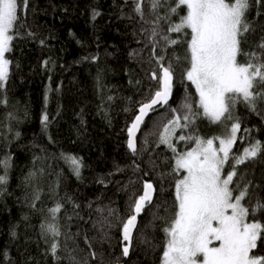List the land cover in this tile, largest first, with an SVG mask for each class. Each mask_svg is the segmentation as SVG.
<instances>
[{"label":"trees","instance_id":"1","mask_svg":"<svg viewBox=\"0 0 264 264\" xmlns=\"http://www.w3.org/2000/svg\"><path fill=\"white\" fill-rule=\"evenodd\" d=\"M168 3L174 6L175 0ZM251 3L247 18L254 31L245 34L248 43L242 44L249 51L264 38V0ZM133 7L134 0H26L19 8L17 34L6 53L10 75L0 88V162H9L7 168L0 163V176L7 174V183L0 184V264H163V228L175 211V158L165 145L157 147V137L173 113L168 106L149 113L134 156L127 147V129L140 104L151 98L149 90L156 88L150 74H159L155 57L164 42L153 51V25L144 21L155 16L145 5L141 19ZM166 11L167 6L160 15ZM177 11L171 22L186 14L184 7ZM160 26L180 41L164 52L165 63L171 61L175 69L168 103L180 108L191 96L198 108V94L182 75L186 37L167 32L163 20ZM257 107L264 111V106ZM235 116L241 130L232 152L240 153L255 141L264 145V117L243 104H237ZM193 127L203 138L223 131L207 118H198ZM174 142L178 151L194 147ZM62 154L83 161L79 177ZM241 175L253 187L259 185L255 194L264 199V160L239 165L237 177ZM144 181L152 182L156 192L124 256L121 222L131 214ZM37 191L40 199L34 201ZM56 203L63 205L56 220L62 233L59 259L51 255L52 238L41 229ZM255 219L264 223V213ZM253 254L264 256L259 241Z\"/></svg>","mask_w":264,"mask_h":264},{"label":"snow or ice","instance_id":"2","mask_svg":"<svg viewBox=\"0 0 264 264\" xmlns=\"http://www.w3.org/2000/svg\"><path fill=\"white\" fill-rule=\"evenodd\" d=\"M260 2L255 0V3ZM21 5L26 6V0H0V88L9 79L11 60L6 53L12 51ZM145 5L149 14L155 16L152 21H144L153 25L149 36L153 51L160 46L161 40L164 47L155 57L159 74L157 70L150 74V78L157 81L156 88L149 90L151 98L140 104L138 114L127 129V147L137 155L136 137L145 118L157 111V106H168L173 116L160 131L157 147L165 145L174 154L175 211L163 228L166 237L163 264H264V256L253 254L258 241L264 245V223L255 219L258 212L264 213V199L255 194L259 185L253 187L251 180L245 182L242 175L237 177L239 165L264 160V145L255 141L240 153L232 152L241 130L235 116L237 104L264 117V111H258L257 107L264 106V38L256 46L259 50L242 48V44L248 43L245 34L252 29L247 18L251 0H175L174 6L168 0H134L133 11L141 19L145 16ZM166 6V14L161 16ZM180 7L185 8L186 14L179 17L178 23L171 22V15H178ZM161 20L167 23V32L186 37L187 54L183 57L186 67L182 75L198 94V108L193 107L191 96L184 98L180 108L168 103L175 69L171 61L165 63L164 52L180 41L167 35L160 26ZM241 56L244 57L242 61L238 59ZM198 118L220 124L221 135L203 138L196 134L193 125ZM43 121L47 125L48 115L43 116ZM178 131L181 134L177 135ZM174 141L194 144V147L178 151ZM62 159L70 164L77 177L81 175L84 165L80 158L62 154ZM229 160L232 163L225 174ZM0 163L5 168L9 166L7 160ZM6 183L5 173L0 176V184ZM155 192L153 183L144 181L142 194L130 205L131 214L121 222L122 240L127 242L122 248L124 256L129 255L138 217L152 205ZM39 199L37 191L33 200ZM32 206L35 207V203ZM62 207L56 203L50 208L51 220L41 225L45 237L52 238L49 251L56 259H59V238L62 236L56 220Z\"/></svg>","mask_w":264,"mask_h":264},{"label":"water","instance_id":"3","mask_svg":"<svg viewBox=\"0 0 264 264\" xmlns=\"http://www.w3.org/2000/svg\"><path fill=\"white\" fill-rule=\"evenodd\" d=\"M157 107H158V106H157ZM148 116H149V115H148ZM148 116L145 118V121H146V119L148 118ZM144 123H145V122H144ZM142 126H143V125H142ZM142 126H141V128H142ZM140 130H141V129H140ZM139 133H140V132L137 133L136 143H137V139H138ZM128 139H129V137H128ZM153 199H154V196H153ZM141 214H142V213H141ZM141 214H140V215H141ZM139 217H140V216H139ZM139 217H138V220H137V225H138V222H139ZM136 228H137V226H136ZM134 231H135V230H134ZM133 234H134V232H133Z\"/></svg>","mask_w":264,"mask_h":264},{"label":"rangeland","instance_id":"4","mask_svg":"<svg viewBox=\"0 0 264 264\" xmlns=\"http://www.w3.org/2000/svg\"><path fill=\"white\" fill-rule=\"evenodd\" d=\"M237 135H238V133H237Z\"/></svg>","mask_w":264,"mask_h":264}]
</instances>
